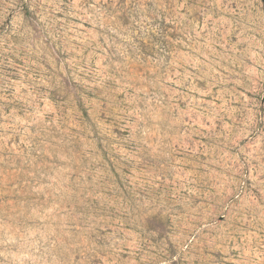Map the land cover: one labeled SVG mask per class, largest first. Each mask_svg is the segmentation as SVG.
I'll list each match as a JSON object with an SVG mask.
<instances>
[{"label":"rangeland","instance_id":"1","mask_svg":"<svg viewBox=\"0 0 264 264\" xmlns=\"http://www.w3.org/2000/svg\"><path fill=\"white\" fill-rule=\"evenodd\" d=\"M0 264H264V0H0Z\"/></svg>","mask_w":264,"mask_h":264}]
</instances>
